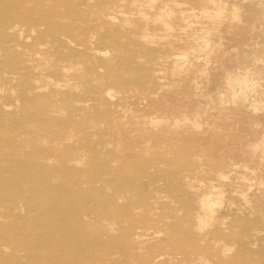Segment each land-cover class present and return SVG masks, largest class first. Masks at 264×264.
<instances>
[{"label":"rangeland","instance_id":"obj_1","mask_svg":"<svg viewBox=\"0 0 264 264\" xmlns=\"http://www.w3.org/2000/svg\"><path fill=\"white\" fill-rule=\"evenodd\" d=\"M101 1L103 0H51V2L48 0H0V14L7 17L5 21L0 18V139L3 137L4 139L12 138L18 142L11 148L1 144L0 156L3 163H8L7 160H10V156H18V158H26L30 161L27 152L32 151L31 146H28L31 139L37 138L40 141L44 139L47 141L46 146L52 140L51 132H48L52 130L45 129L46 123L42 116H36L32 121L28 120L24 106L16 99L17 96L12 94V90L18 89L23 84L16 69L18 57L25 62L34 61L36 63H43L45 59L49 65L44 66L43 69L50 74V78H47L50 82H57L59 86L65 85L71 89L75 87L77 90L86 91L90 87L86 70L84 68L79 69L78 64L76 65L77 68L74 69L73 65L63 63L62 56L66 55L63 48H56L58 51L52 58L46 53L52 32L66 30V27L71 26L81 33L83 28H87L84 30L85 34L92 32L91 34L100 35L99 38H104L107 35L112 38L125 37L123 41L116 42L112 52H107V55L110 53L109 55L113 56L111 63L115 66L119 63L120 56L133 51L138 44L140 38L137 35L128 37V34L134 27H138L139 16L131 15L128 23L121 21V14L119 13L110 19L111 23L94 19L91 12L93 8L103 5ZM167 1L170 0H154L153 12L161 4L170 5ZM174 1L179 3L180 11L177 15L184 18L187 28H191L186 31L179 30L181 34H179L181 37L179 42L187 43L181 52L187 56L186 61L178 63L172 61L175 58V53H171L173 50L169 47L167 40L174 37L165 33L168 27H165L162 22H157L156 25L159 29H155L156 31L150 29L147 37L151 39L155 36V40L148 44L165 50L162 60L165 62L164 65L167 64L164 70L171 71H169L171 77L161 78L162 85L160 88L162 89H158L157 92H165V94H173V96L179 95V98L165 100V107L162 106V109L156 110L155 108H158L156 107L157 103H152L148 99L136 98V95L131 93L136 82L133 79H127L131 82L129 83L131 87L116 92L113 101H110L114 105L116 104L115 108L119 111L118 113L108 114L105 110L101 111L103 109L101 103L83 102L89 107L79 116V120L88 121L90 116H99L103 117V121L99 127L89 126L83 127L78 132L74 131L75 134H78L74 140L77 139L80 143L85 144L87 142L92 143L100 140L103 135L113 132L116 135L117 132L123 129L127 130L130 127L131 134L135 136L132 141H137L136 143L131 141V143L136 144L134 146L137 150L139 149V154L145 160L146 169H143V181L148 184L150 179H154L157 184L156 187L159 188L153 194V198L176 207L168 214L176 215L178 218L184 215L183 208L175 205L177 204L175 196L181 187L189 188L191 191L193 185L194 187L201 186L204 189L201 191V198L210 202L209 207L212 210L210 214L214 217L217 216V220H211L200 228L191 226L194 228L193 230L197 229L201 232L211 228L207 240L197 239L198 243L196 244L200 245L199 247L190 243L179 244V246L170 245L168 240L157 241L145 245L146 247H141L142 256L136 260L132 259L134 263L130 260L129 263L126 262L127 264H149V261L152 262L150 264L155 262L158 264L166 256L174 264H189V260L194 258L196 260L198 253L201 252L210 261L204 262L198 259L197 262H191V264H217L215 254L207 252V245L218 248L222 243L227 242V246H232L233 250L225 256L224 262H229L223 264L233 263V259L238 260V262L239 260L254 259L255 264H262L256 259L264 258V0ZM148 4L151 3L148 2ZM74 5H76L77 12L68 11L67 15L60 16L62 12H66ZM152 16L153 13H150L148 18H152ZM169 16L168 23L170 24L172 21L171 16ZM120 25L124 27H120ZM153 31L159 32L158 34L163 36L159 37L160 35L157 34V37ZM151 33H154V36ZM70 34L73 36L72 33ZM166 35H169L170 38H167ZM161 43L166 44L163 46ZM191 46L194 48L191 49ZM198 46H201L202 49ZM72 52L75 54L71 56L76 60H81L82 56L85 55L83 52L73 49ZM193 56L195 58L190 61L188 57ZM136 57L139 61L143 60L140 55ZM101 64L102 67H99L98 70L99 74H108L111 67L109 69L104 63ZM58 66H60L59 69H57ZM77 69L79 71L76 72ZM132 71V68L125 71L127 73L125 76L130 75ZM246 75L248 77H246L247 81L245 80L246 86H243L244 89H239L238 78L243 79ZM123 79L126 80V78ZM228 79H233L231 84L237 94L236 100L232 99L229 92ZM40 88L42 89L41 92H49L43 86ZM121 97L125 98V102L119 99ZM37 103L40 105L39 102ZM138 114L143 117L145 126L129 125L128 121H131L132 117ZM158 119L164 121H160L159 124ZM30 123L34 126H29ZM140 138L149 139L151 144L159 139L156 146L162 148L163 151L151 154L149 147H147L149 143L141 142ZM101 141H103L102 146L98 148V151L89 152V149L87 150L86 159L99 153L110 162L113 171L118 172L125 168L138 171V159H130L127 163L125 161L122 163L123 159L119 157L120 153L116 149L127 150L126 146L132 148L130 144L119 139H106L104 136ZM24 144L27 145L23 146ZM184 146L188 147L189 156L179 162L173 158L176 154L175 150L182 151ZM43 148L45 147L40 145L35 149L40 153ZM146 148L147 152L144 150ZM114 149L116 150L112 152ZM49 152L53 153L54 156L56 155L53 150ZM165 159H169L168 163H164L165 167L156 165L157 162L165 161ZM39 161L44 165H51V167H57L58 164L54 158L39 159ZM67 166L78 172L72 177L74 180L78 178L80 181H84L82 184L73 181V189L81 188V185L91 184L90 181H87L90 178V170L87 165H73L71 163ZM180 167L193 170L195 168L198 173L194 174L191 171L187 173V169L183 168L182 171L186 175H182L181 170H179ZM23 169L24 166L21 171ZM218 170L223 172V176L211 179L219 180L216 187L220 191H216L207 182L209 177ZM117 176L119 175L110 177H114L116 181L120 178ZM167 177L172 178L168 184H166ZM52 179L51 177L50 180ZM106 179L108 180L109 177ZM95 182L96 185L100 186L101 180ZM166 187L174 188V191L167 190ZM233 187L234 189L231 190ZM141 194L145 195L146 192L141 189ZM244 199L248 202L244 203ZM76 200L77 202L69 204L70 208H74L76 205L85 206L88 218L95 220L96 215L89 208L94 202L93 199L78 197ZM199 200L197 203L201 202ZM119 201L122 202V198ZM194 202L196 203V201L187 199L186 205L189 206V203ZM230 208L239 211L240 215L244 214L245 218L254 219L246 231L241 228L240 222L232 221ZM68 209L67 205L65 210ZM199 210V214L194 211L193 215L189 213L185 215L188 216L186 217L188 220L191 218L189 223L203 218L202 216L208 212L207 208ZM155 212L157 211L154 210L153 213ZM153 213L150 216L153 218L151 222L154 223H150V228L154 229L160 226L165 227L166 230L167 222L165 223V220L157 215L158 212L155 215ZM209 216L207 213L206 217ZM154 217L161 219V221L157 219L161 223L158 221L155 223ZM78 222L80 221L77 220L65 229L74 231L82 224V221ZM216 226H219V230L212 232ZM232 230L246 232L244 235L250 239H247L248 242L245 244H239L236 240L230 239ZM18 252L22 255L25 250L21 248ZM158 254L161 257H158ZM114 256L118 257V254L114 253ZM154 256L157 257L154 258ZM146 258H149L147 259L149 261ZM16 260L21 263H29L24 258Z\"/></svg>","mask_w":264,"mask_h":264},{"label":"bare ground","instance_id":"obj_2","mask_svg":"<svg viewBox=\"0 0 264 264\" xmlns=\"http://www.w3.org/2000/svg\"><path fill=\"white\" fill-rule=\"evenodd\" d=\"M48 1L51 2V0ZM101 2H103V5L93 8L91 12L92 15H94V19L111 23L110 19L116 16V13H119L121 14V21L128 23L131 15L136 14L139 16L140 23L138 22V27H134L128 34V37H135L137 35L138 38H140L138 39V44L133 51L126 52L120 56L118 59L119 63L116 66L111 63L113 56H110V53L107 55V52H112L116 46V42L123 41L125 37L112 38L110 35H107L104 38H99L101 37L100 35L91 34L92 32L85 34L84 30L87 28H83L82 33L81 31L78 32L74 27L71 28V26L66 27V30L52 32L50 44L46 50L48 56L52 58L58 51L56 48H63L66 51V55L62 56L63 63L73 65L74 69L77 68L76 65L78 64L79 69L84 68L86 70L88 83L90 85L88 90L81 91L75 89V87L71 89L65 85L59 86L57 82H50V80L47 79L50 78V74L43 69L44 66L49 65V62L45 59L43 63H36L34 61L25 62V60L19 57L16 60L18 76L21 78V83L23 84H21L18 89L12 90V94L14 93L13 95L17 96L16 99L24 106L23 108L26 110V118L28 120L32 121L36 116H42L43 121L46 123L45 129L52 130L48 131L51 132L52 140H50L51 143L46 146L45 144L47 141L44 139H42V141L37 138L31 139L28 146H31L30 148H32V151L27 152L30 161L26 160V158L22 159L18 158V156H10V160H7L8 163L5 164L1 161L2 159L0 156V264L129 263L130 260H136L142 256V252H140L141 247H146L157 241L161 242L168 240L170 245L190 243L199 247L200 245L196 244L198 243L197 239L207 240L211 233V228L208 231L201 232L197 229L193 230L194 228L191 226L200 228V226L207 224V222L209 223L211 220H217V216L214 217L210 214L212 211L209 207L210 202L201 198V191L204 190L201 186L194 187L192 185L191 191H189V188L181 187L180 190L177 191V196H175L177 204L175 205H179L183 208L184 215L181 218L176 217V215L168 214L175 210L176 207H172L173 205H167L166 202H161V200L158 201L156 198H153V194L156 193L159 187H156L157 184L154 179H150L148 184H145L143 181V169H146L144 164L145 160L144 157L139 154V149L137 150L134 146L136 144H132L137 141H132V138L135 136L131 134L130 127H128L127 130L123 129L117 132L116 135L113 132L103 136L106 139H119L130 144L132 148L126 146L128 148L127 150L123 148L116 149H118L120 153L119 157L123 159V161H121L122 163L124 161L127 163L130 159H138V171L132 168H125L118 172L113 171L110 162L101 156V154L99 155V153L93 154L86 159L85 155L88 149L89 152H93V150L98 151V148L102 146L103 141L101 140L103 136L100 137L101 139L99 138L100 140H96L92 143L87 142L86 144L83 142L80 143L77 139L74 140L75 136L78 135L75 134L74 131L78 132L83 127L89 126L93 128L99 127L100 123L103 121V117L99 116H90L88 121H84L83 119L79 120V116L89 107L88 104H83V102L91 104L101 103L103 108L101 111L105 110L108 114L118 113L119 111L115 108L116 104L114 105V103L110 101L114 98L116 92L131 87L129 84L131 82L127 79H133L136 82V85H134L135 87H132L131 93L136 95V98L148 99L152 103H157L156 107L158 108H155L156 110L162 109V106L165 107V100L179 98V95L173 96V94L169 95L165 94V92H157L158 89H162L160 88L162 85L161 78L171 77V74H169L170 70H164L167 64L164 65L165 62L162 60L165 50L154 45H149V42L155 40L154 33L156 36L159 33L153 31L154 33L151 34L154 37L151 39L147 37L150 29H159L156 25L157 22H162L165 27L167 26L168 28H165V33H169L174 37L170 38L168 37L169 35H166L167 38H170L168 40L163 37L170 45L167 46L172 48L173 51L171 53H175V58H173L172 61L178 63L184 62L187 59L186 55H183V53L181 54L182 49L187 43L183 44L179 42L181 40L179 34L181 30L186 31L191 28H187L184 18L177 15L180 11L177 1H167L170 5L161 4L157 7L155 12H153L154 0H103ZM148 2L151 4H148ZM84 5H86V3ZM53 9L55 10V8ZM68 11L77 12L76 5L59 15L63 17L68 14ZM150 13H153L152 18H148ZM169 15L172 21L170 24L168 23L170 19L168 18ZM0 18L4 21L7 20L5 15L0 14ZM120 27L124 26L120 25ZM70 33H72L73 36ZM161 36L163 35L159 37ZM192 48H194V46H191V49ZM72 49L83 52L85 55L82 54L81 60L73 59L71 55L75 53L72 52ZM200 49H202V47ZM194 50L196 51V49ZM138 55L142 56L143 60L139 61L136 57ZM192 58L195 57H188L190 61ZM101 63H104L109 69L111 67L108 74H99L98 70L99 67H102ZM59 67L60 66H58L57 69H59ZM131 68L134 72L132 71L130 75L125 76V74H127L125 71ZM77 71L79 70L77 69L76 72ZM246 77L247 75L244 77L245 79L238 78L239 89L245 88H243V86L246 84ZM123 78H126V80ZM232 80L228 79L229 92L231 93L232 99L236 100L237 94L231 84ZM42 86L47 88L49 92H41L42 89L40 87ZM173 86L176 87V85ZM119 99L125 102V98L121 97ZM37 102H39L40 105ZM127 109L130 108L127 107ZM131 117L129 118L131 119ZM160 121L163 122L164 120L158 119L159 124L161 123ZM128 123H130L129 125L131 126L135 124L145 126L146 124L143 117L139 116V114L133 116L132 120L128 121ZM30 124L29 126H34L32 123ZM140 141L150 142L149 139L145 140L143 138H140ZM158 141L159 139L153 141L155 142L154 144H151V142L147 145L151 154L163 151L162 148L156 146ZM17 143V140L12 138L4 139L3 137V139H0V147L1 144H4L11 148ZM25 145L27 144L23 146ZM40 145H43L45 148L39 153L35 148ZM140 145L142 144L140 143ZM116 149L112 150V152ZM50 150L55 151L56 155L54 156L53 153L49 152ZM144 150L147 152V148ZM188 150L187 146H184L182 151L176 149V154L173 158L180 162V160L189 156ZM49 158H54L57 161V167H51V165L48 166L47 164L44 165L39 161V159L45 160ZM168 160L169 159H165V161L157 162L156 165L165 167L164 163H168ZM71 163H73V165L84 164L89 167L90 178H88L87 181H90L91 184L81 185V188L77 187V189H73V181L77 184H82L84 181H80L78 178L75 180L72 178L78 172L73 171L71 167L67 166L71 165ZM23 166L24 169L21 171ZM183 168L187 169V167ZM183 168L180 167L179 170H181L182 175H186L182 171ZM189 171L194 174L198 173V170L195 168L194 170L189 168L186 172L188 173ZM222 174L223 172L218 170L207 180L209 183L208 185L214 187L216 191H220V189L216 187L219 180L215 181L211 178L217 179L223 176ZM112 175H119L120 178L117 176L119 179L115 181L114 177L116 176L110 177ZM51 177L53 178L52 180H50ZM107 177H109L108 180L106 179ZM167 179L166 184H168L172 178L170 179V177H167ZM96 180H101V182H99L100 186L95 184ZM166 188L167 190L174 191V188ZM141 189L146 192L145 195L141 194ZM233 189L234 187L231 188V190ZM78 197L90 200L93 199L94 202L89 208L95 213V220L88 218L89 216L84 208L85 206L76 205L74 208H70L69 204L77 202L76 198ZM120 198H122V202L119 201ZM187 199L196 201V203H189V206H187ZM198 200L201 202L197 203ZM245 202L248 201L244 199V203ZM67 205L69 209L65 210ZM206 208L208 211L207 213L210 215L209 217H206V213L202 216L203 218L194 219L196 220L195 222L192 221V223H189L191 218L188 220V218H186L188 216L185 215L188 213L193 215L194 211L199 214V209L204 210ZM177 209L179 208L177 207ZM230 209L232 210V221L240 222L241 228L246 231L249 224L253 222L254 219L250 217V219L248 217L245 218L246 216H244V214L240 215L239 211H234L233 208ZM154 210L158 212V214L155 212L157 215H160V217L165 220V223L167 222L166 230L165 227L163 228L159 225V227L157 226L158 228H150V223H152L151 220L153 221L150 215H152L151 213H153ZM155 213H153V215H155ZM155 219L156 223L159 218L157 217ZM77 220L80 222L82 221V224L74 231L65 229ZM159 220L161 221V219ZM165 223L164 225H166ZM236 229L238 228L236 227ZM218 230L219 226H216L213 228L212 232ZM244 234H246V232L232 230L230 239L236 240L239 244H245L250 237ZM227 243H222L218 248H215L216 246L211 247L207 245V252L215 254L217 264L229 262H224L226 260L225 256L227 253L232 252L233 248L232 246H227ZM21 248L25 250L22 255L18 252ZM114 253H117L118 257H115ZM160 254L157 256L161 257L162 254L159 256ZM202 254V252L198 253L196 260L194 258L189 260V262L187 260V262L191 264V262H197L198 259L204 262L210 261L209 258L204 257ZM157 256H154V258ZM166 257L164 259L162 258L163 260L158 264H174L172 260H168L169 257ZM19 258H24L29 263H21L16 260ZM147 259L149 258H146V260ZM256 260L264 264V258H257ZM78 261L79 263H77ZM233 261L234 262L230 264H255L254 259L239 260V262L233 259ZM131 262H133V260ZM150 263L152 262L149 261V264Z\"/></svg>","mask_w":264,"mask_h":264}]
</instances>
